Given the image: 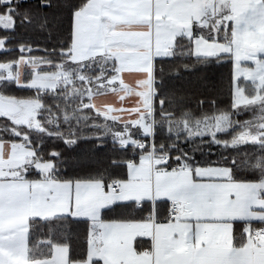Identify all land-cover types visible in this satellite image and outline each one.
Masks as SVG:
<instances>
[{
    "label": "crops",
    "instance_id": "obj_1",
    "mask_svg": "<svg viewBox=\"0 0 264 264\" xmlns=\"http://www.w3.org/2000/svg\"><path fill=\"white\" fill-rule=\"evenodd\" d=\"M241 1L246 7L250 4ZM231 2L90 0L75 15L78 40L85 27L90 30L88 51H77L73 59L82 63L108 56L117 64L115 87L91 99L95 113L135 130L143 118L153 120L156 60L170 58L182 38L191 40L194 48L199 24L201 29L209 27L206 40L219 42L223 27L205 18ZM228 28L233 37L237 25L230 23ZM185 30L190 37L180 35ZM57 68L18 83L31 90L55 91L59 87L55 75L64 78V71ZM33 157L28 145L0 142V264H264V180L237 182L228 169L219 167L167 168V160L150 153L128 163L125 176L105 181L107 192L100 179H93L88 194L76 196L74 215L88 216L91 209L90 219L83 220L90 226L84 260H72L67 246H55L50 259L32 262L29 222L51 220L70 207L69 189L57 183L62 179L55 177L52 164L35 162L41 176L26 177ZM113 184L119 186L118 192L112 191ZM50 190L61 195H51ZM121 200L143 203V210L122 206L106 210ZM173 203L182 210L171 220Z\"/></svg>",
    "mask_w": 264,
    "mask_h": 264
},
{
    "label": "trees",
    "instance_id": "obj_2",
    "mask_svg": "<svg viewBox=\"0 0 264 264\" xmlns=\"http://www.w3.org/2000/svg\"><path fill=\"white\" fill-rule=\"evenodd\" d=\"M44 2L51 6L42 7L41 0H23L19 4L20 13L14 15L11 7L6 8L5 0H0V16L8 15L13 20L12 29L0 27V43L3 42L4 46L0 48V65L9 66L16 72V65L21 58L40 59L44 67L38 70L24 69L25 83L30 82L36 73L57 72V67L64 71V78L55 91L19 88L14 79H6L4 72L0 71V99H27L40 104L41 126L38 129L15 126L6 118L9 114L3 112L0 117V142L25 144L34 151V157L27 166V178L41 176L34 169L35 162L53 163V174L63 179L65 168L71 174L78 156H93L97 175L92 179L114 180L125 176L128 163L138 161L143 154H149L152 143L154 156L165 158L168 161L167 168H197L183 159L179 164L169 159L170 156L184 157L186 152H195L201 165L226 168L234 181L258 183L264 180V140L238 143L243 146L233 147L241 127L220 134L217 137L220 143L216 145L207 144L208 138L200 137L184 142L187 140L185 131L189 129L185 126L196 127L197 121L203 122L224 112L236 113L233 107L232 61L226 56L196 58L192 55V41L179 39L170 58L155 62L154 139L150 135L139 136L134 141H143L144 147L139 148L137 144L129 142L127 147H121L122 141L132 140L131 134L135 129L97 115L91 104L94 95L115 87L116 62L108 56H101L82 63H70L68 57L54 51L59 49L62 41L68 39L73 8L79 12L90 0ZM25 10L27 16L24 15ZM29 19L31 22H28ZM231 32V28H228L226 39L220 38L218 33V41L227 42L232 38ZM186 68L191 70L186 71ZM113 69L116 71L113 72ZM70 80L73 84L69 85ZM86 80L89 86L75 84L79 81L83 84ZM73 89L78 90L75 95L72 94ZM128 131L129 136L117 137ZM85 137H100L102 146L98 147L96 139L84 140ZM74 139L82 142L75 148L66 147L64 141L71 144ZM224 157H235V165L225 167L229 161ZM217 160L219 166H213ZM89 234V223L83 220L76 222L63 217L31 220L28 227V257L32 262L48 260L55 246H67L72 260H84L88 253ZM238 234L240 230L237 231V243L240 239Z\"/></svg>",
    "mask_w": 264,
    "mask_h": 264
},
{
    "label": "rangeland",
    "instance_id": "obj_3",
    "mask_svg": "<svg viewBox=\"0 0 264 264\" xmlns=\"http://www.w3.org/2000/svg\"><path fill=\"white\" fill-rule=\"evenodd\" d=\"M249 1L250 4L246 7V3L241 0H234L231 4L221 5L212 15L209 14L205 19H209L212 24H215L218 27H223L222 30L219 31L220 38H227V30L230 23L237 25V30L233 37L225 42V44L216 41L211 43L206 40L207 37L210 36L208 31L209 27L205 24V27L201 29L199 24V41H195L192 52L193 56L199 58L226 56L228 60L232 61L233 107L236 113L234 115L232 113L228 114L232 124L230 130L235 127L242 128L237 135L236 144L244 143L246 140H251L252 143L261 142L262 139L264 140V0ZM0 27L8 30L12 29L13 20L8 15L0 16ZM179 33L180 35L186 33L187 37L188 35L189 37L191 36V32H188L187 30ZM170 40L175 44V39L173 40L172 38ZM0 48H4L3 42L0 43ZM39 60L40 59L34 57L31 59L23 57L16 65V72H13L9 66L2 65H0V71L4 72V77L6 79H14L17 86L19 85L18 82L23 81L24 69L38 70L41 67H44V64ZM55 76L57 77V85L59 86L61 79H58V75ZM80 76L82 75L80 74ZM69 82V85L73 84L72 80ZM80 82L81 81L75 84L81 87L90 85L87 80L83 84ZM19 88L23 87L20 86ZM77 92L78 90L73 89L72 94L75 95ZM1 99L16 110L12 111L9 115H6V118H8L13 125L24 126L31 130L40 128L39 103L27 99L8 97H2ZM21 108H24L28 114L22 115ZM225 114L227 113L224 112L214 115V117L210 119H204L203 122H200V126L206 127L210 125L213 130H215L217 118L222 117ZM0 117H2L1 112ZM149 126H151V132L148 135L152 138L154 134L153 120H151L150 117H146V119L143 118L141 120L140 128L132 132V140H130V143L135 140V137L148 136L145 135V131L149 129ZM197 127L198 125L193 128L185 126V128H189L185 133L192 132L194 134ZM230 130L225 131L222 127L218 136ZM123 134V136H129L128 134H130V132H124ZM242 134H244L243 137ZM117 137L122 136L118 135ZM197 138L199 137L197 136ZM203 138H208L207 144H217L213 142V139L210 136H204ZM46 163L53 165L51 162ZM21 168L24 169V166ZM13 172H15L14 169Z\"/></svg>",
    "mask_w": 264,
    "mask_h": 264
},
{
    "label": "snow or ice",
    "instance_id": "obj_4",
    "mask_svg": "<svg viewBox=\"0 0 264 264\" xmlns=\"http://www.w3.org/2000/svg\"><path fill=\"white\" fill-rule=\"evenodd\" d=\"M23 0H5V6L6 8L11 7L13 14L18 15L20 13V8L19 4L22 3ZM41 6L42 7H50V4H46L44 0H41ZM77 9L73 8L72 10V19L70 21V27H69V34H68V39L65 41H62L60 44V47L57 51L60 56H66L69 58L70 63H77L73 59L75 53L77 51H80L81 53H86L88 51V41L90 39V30L85 27L83 29V32L81 34L80 39L78 40L77 38V30H76V21H75V15H76ZM24 15L27 16V10H25ZM28 22H31L30 19ZM46 22V21H45ZM99 33L97 32V36ZM162 70V68H161ZM191 70V69H185ZM113 72L116 71V69L112 70ZM155 72V69H154ZM178 74V73H177ZM17 87H20V85H17ZM203 103V102H201ZM214 103V101H213ZM161 107H163V104H161ZM21 114L22 115H27V111L24 108H21ZM197 130L193 134L192 132H186L187 140L184 142L187 143L189 140L195 139L197 136L203 139L204 136H210L213 139L214 143H220L218 140V134L221 132L222 127L223 130H230L232 128V124L230 121V117L228 114L223 115L222 117L217 118V123L215 125V130H213L212 126H200V122L197 121ZM151 132V126H149V129L145 131V135H148ZM174 135H178V133H171ZM244 134H242L243 137ZM241 137V138H242ZM87 139H96L98 142V147H101L102 145L100 144V137H85L84 140ZM154 139V136H153ZM81 140H73L71 144H69L67 141H64L66 147H72L75 148L78 146L79 143H81ZM245 143H252L251 140H246ZM127 143L121 142V147H127ZM233 147H242L243 145H237L235 141L233 142ZM57 156H59V153H56ZM170 160L174 159L177 164L181 163L182 159L193 164L195 167H206V165H201L196 157L195 152H186L184 157H181L180 155H177L176 157H169ZM224 159L228 160V164L225 165V167H233L236 163L235 157H232L229 159L228 157H224ZM166 161L165 163H167ZM250 163V162H246ZM258 163V162H257ZM96 164V160L93 156H78V158L75 159L74 161V167L73 171L71 174H68L67 168H65V175L62 180L57 181L59 185L62 187H66L69 189V195H70V200H69V211L67 213H57L55 216L50 217L49 219L55 220L58 217H63L67 220L71 221H76L79 222L80 220H89L90 219V214H91V209L89 208V215L88 216H76L73 214V207L72 205L75 204V198L77 195L80 197H85L91 187L94 185L95 181H93L92 177L94 175H97V173L94 171V167ZM213 166H219V160L215 162ZM100 184L103 185V190L105 192L108 191V185L104 180L100 181ZM51 195H55L59 197L61 193L59 191L55 190H50ZM119 191V189H117ZM115 206H122L128 209H132L135 207V210H143V203L137 204L135 201H129V200H121V201H116L112 206H110L106 210H110L111 207ZM70 227V225H68Z\"/></svg>",
    "mask_w": 264,
    "mask_h": 264
},
{
    "label": "built area",
    "instance_id": "obj_5",
    "mask_svg": "<svg viewBox=\"0 0 264 264\" xmlns=\"http://www.w3.org/2000/svg\"><path fill=\"white\" fill-rule=\"evenodd\" d=\"M138 147L139 148H142L145 146V143L143 141H139L138 142ZM150 154L151 156L154 158V153H153V145L152 143L150 144ZM162 161H166L165 158H161ZM112 188V191L113 192H118L117 189H119V186L117 184H113L111 186ZM182 210V207L179 203H173L170 207V213H169V218L172 220V219H176L178 216H179V213L181 212ZM260 235H263L262 231H260Z\"/></svg>",
    "mask_w": 264,
    "mask_h": 264
},
{
    "label": "water",
    "instance_id": "obj_6",
    "mask_svg": "<svg viewBox=\"0 0 264 264\" xmlns=\"http://www.w3.org/2000/svg\"><path fill=\"white\" fill-rule=\"evenodd\" d=\"M14 110L15 109H13L12 106H10L9 104L5 103L4 101H2L0 99V112L6 113V114H10Z\"/></svg>",
    "mask_w": 264,
    "mask_h": 264
}]
</instances>
